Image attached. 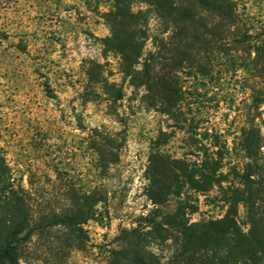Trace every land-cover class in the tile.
Returning <instances> with one entry per match:
<instances>
[{"label":"rangeland","instance_id":"obj_1","mask_svg":"<svg viewBox=\"0 0 264 264\" xmlns=\"http://www.w3.org/2000/svg\"><path fill=\"white\" fill-rule=\"evenodd\" d=\"M216 2L232 25L195 0H173L205 26L197 36L134 0L133 13L148 12L134 68L148 72L131 79L105 43L112 0H0V158L37 228L19 264H109L123 229L149 230L148 219L176 212L188 225L225 214L217 188L195 191L185 174L219 155L223 173L240 170L242 131L264 136V0ZM93 194L105 201L90 217ZM246 216L239 205L242 232ZM176 238L168 232L148 250L165 262Z\"/></svg>","mask_w":264,"mask_h":264},{"label":"trees","instance_id":"obj_2","mask_svg":"<svg viewBox=\"0 0 264 264\" xmlns=\"http://www.w3.org/2000/svg\"><path fill=\"white\" fill-rule=\"evenodd\" d=\"M133 1L112 0V10L105 15L111 32L105 43L120 54L123 72L131 79H135L138 74L147 75L148 72L146 65H143V73L134 68L142 55L146 37L142 28L146 25L148 12L133 13ZM144 1L164 25L169 24L178 30V34L189 31L198 36L200 28L205 29V26L196 21L194 14L186 11L182 5L174 7L173 0ZM195 1L202 9L213 12L227 26L232 25L231 16L227 18L225 15L227 6L223 3L216 0ZM146 81L139 82L138 85H148ZM166 91L170 92L168 88L164 93ZM169 109L171 107L165 106L163 111L170 114ZM241 148L246 163L240 170L232 166L223 173V158L219 155L215 160L204 159L200 168H192L185 174L189 186L195 191L206 193L217 188L219 201L226 208L221 218L188 225L183 213L176 212L171 217V222L167 223L155 221L154 216L147 220L149 230H121L115 238L119 248L110 251L109 264H264V136L260 130H243ZM3 164L0 158V264H19L18 247L29 242L37 228L29 225L31 220L28 218L26 196L18 194L11 186H6ZM89 198V215L94 217L96 205L105 201V198L96 194ZM239 205L245 208L247 214L249 229L246 232L240 230L237 221ZM76 214L79 215V212ZM55 219L60 225H69L73 221L70 216ZM79 219L74 222L83 223L86 220ZM176 219L178 223L174 222ZM168 232L177 234L175 243L180 248L167 261L162 262L148 248L155 241L163 243ZM200 253L201 256L197 259L196 255Z\"/></svg>","mask_w":264,"mask_h":264}]
</instances>
